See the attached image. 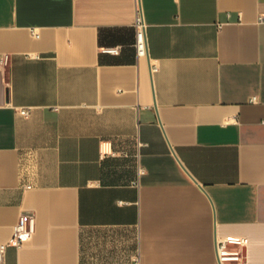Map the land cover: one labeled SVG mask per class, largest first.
<instances>
[{"label":"crops","instance_id":"1","mask_svg":"<svg viewBox=\"0 0 264 264\" xmlns=\"http://www.w3.org/2000/svg\"><path fill=\"white\" fill-rule=\"evenodd\" d=\"M2 54L1 264H264V0H0Z\"/></svg>","mask_w":264,"mask_h":264},{"label":"built area","instance_id":"2","mask_svg":"<svg viewBox=\"0 0 264 264\" xmlns=\"http://www.w3.org/2000/svg\"><path fill=\"white\" fill-rule=\"evenodd\" d=\"M261 17L259 18V20ZM134 28H135V40L134 48L137 56L146 55L147 45L144 34L145 24L142 19V15L139 9V6L136 2L135 5V17H134ZM103 51L116 54L118 48L114 47H105L102 48ZM8 64V54H2L0 56V67L5 69ZM156 66L152 67V70L155 71ZM251 100H255L253 96ZM19 114L26 116V108L19 110ZM101 153H105V146L102 144L100 146ZM35 229V219L33 214L23 212L18 215V218L13 225L12 233L9 239L0 243V264L4 257V252L7 246H12L16 249L22 246L24 240L30 239L34 233ZM248 244V238L241 235H225L216 238L215 241V251H216V264H249L244 257V248ZM131 264H138L134 259Z\"/></svg>","mask_w":264,"mask_h":264}]
</instances>
